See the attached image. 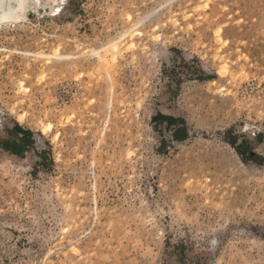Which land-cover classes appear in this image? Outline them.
Masks as SVG:
<instances>
[{"label":"rangeland","instance_id":"1","mask_svg":"<svg viewBox=\"0 0 264 264\" xmlns=\"http://www.w3.org/2000/svg\"><path fill=\"white\" fill-rule=\"evenodd\" d=\"M1 143L0 264H264V0H41Z\"/></svg>","mask_w":264,"mask_h":264},{"label":"bare ground","instance_id":"2","mask_svg":"<svg viewBox=\"0 0 264 264\" xmlns=\"http://www.w3.org/2000/svg\"><path fill=\"white\" fill-rule=\"evenodd\" d=\"M40 2L41 0H0V25L19 21Z\"/></svg>","mask_w":264,"mask_h":264},{"label":"trees","instance_id":"3","mask_svg":"<svg viewBox=\"0 0 264 264\" xmlns=\"http://www.w3.org/2000/svg\"><path fill=\"white\" fill-rule=\"evenodd\" d=\"M17 128H20L24 132V134L26 136L32 134L31 131H25L21 127H17ZM23 142H24L23 145H21L22 146V149H24V152H27L29 150V144L28 143L30 141H27V139H24ZM0 147L3 148L6 152H9L11 154H14V155H16L18 157H22L23 156L22 153L19 152L16 148H11L8 145L2 144V143L0 144Z\"/></svg>","mask_w":264,"mask_h":264}]
</instances>
